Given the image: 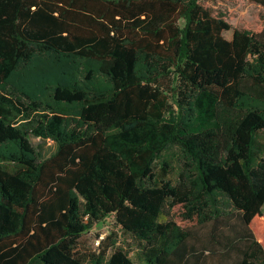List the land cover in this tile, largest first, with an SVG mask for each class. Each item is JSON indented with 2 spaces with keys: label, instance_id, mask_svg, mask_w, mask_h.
Returning a JSON list of instances; mask_svg holds the SVG:
<instances>
[{
  "label": "trees",
  "instance_id": "1",
  "mask_svg": "<svg viewBox=\"0 0 264 264\" xmlns=\"http://www.w3.org/2000/svg\"><path fill=\"white\" fill-rule=\"evenodd\" d=\"M263 206L264 18L233 26L201 0H0V264H85L82 236L110 216L137 259H106L103 239L95 264H264ZM209 221L219 262L192 242Z\"/></svg>",
  "mask_w": 264,
  "mask_h": 264
},
{
  "label": "rangeland",
  "instance_id": "2",
  "mask_svg": "<svg viewBox=\"0 0 264 264\" xmlns=\"http://www.w3.org/2000/svg\"><path fill=\"white\" fill-rule=\"evenodd\" d=\"M206 6L210 7L215 12H223L226 14L228 20L233 26H241L244 23L250 22L258 25L264 18V5L256 0H201ZM226 38L231 39L233 36V30L224 31ZM32 142L39 151L44 155H49L54 149L55 143L52 140H43L38 137L32 136ZM164 158L169 162L170 168L165 178L172 181H177L185 168V157L182 156V152L177 147H173L165 153ZM159 176H164L160 165L156 169ZM176 219L182 225L191 224L190 221L184 219L181 215L182 209L176 207L174 210ZM264 212V206H263ZM170 214H165L163 220L173 217ZM214 222L209 221L194 227L196 236L192 239V242L196 244L199 249H208L207 257L210 262H219L222 259L221 251L213 250L218 244L214 242L212 236L214 235ZM105 239L106 244H110L108 249V255L106 259L110 258L113 249L115 247L124 248L131 257L137 259V252L140 249V243L132 235L125 232L121 225H118L114 216H110L106 223H97L86 232L82 238V248L87 254V260L85 264H95L92 258V254L98 255L102 252L101 241ZM113 244V245H112Z\"/></svg>",
  "mask_w": 264,
  "mask_h": 264
}]
</instances>
